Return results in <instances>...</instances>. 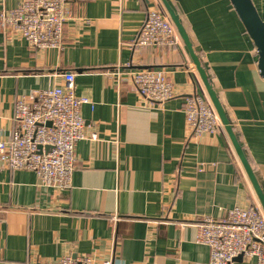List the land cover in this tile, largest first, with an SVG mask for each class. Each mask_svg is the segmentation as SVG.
I'll use <instances>...</instances> for the list:
<instances>
[{
	"label": "crops",
	"instance_id": "obj_1",
	"mask_svg": "<svg viewBox=\"0 0 264 264\" xmlns=\"http://www.w3.org/2000/svg\"><path fill=\"white\" fill-rule=\"evenodd\" d=\"M24 1L0 0V11ZM70 2L60 49L0 32V143L16 128L17 99L62 87L68 72L77 96L90 102L81 114L97 139L77 143L72 187L62 193L33 171L0 163V264L68 254L112 264H212L195 222L260 204L225 127L197 138L188 131L185 97L210 99L178 31L176 44L132 48L150 8L171 20L163 1ZM168 2L264 182V78L252 39L230 0ZM253 2L264 21V0ZM140 69L164 70L176 96L162 104L142 98L132 83Z\"/></svg>",
	"mask_w": 264,
	"mask_h": 264
},
{
	"label": "built area",
	"instance_id": "obj_2",
	"mask_svg": "<svg viewBox=\"0 0 264 264\" xmlns=\"http://www.w3.org/2000/svg\"><path fill=\"white\" fill-rule=\"evenodd\" d=\"M72 18L70 0H25L15 9L0 11V32L21 37L32 48L60 49L65 26ZM177 41L174 23L164 12L152 7L132 48L173 45ZM132 83L139 95L151 103L162 104L176 96L172 80L162 69L136 70ZM89 103L77 96L72 72L65 73L62 87L19 97L14 108L16 128L7 141L0 143L2 166L14 171H33L42 186L59 193L71 189L77 167V143L97 139L95 133H87L81 114L82 106ZM184 113L192 137L215 135L223 126L212 103L201 94L185 97ZM195 226L196 242L209 247L212 264H232L239 257L264 264V211L260 205L237 206L218 219H200ZM36 264L112 263L68 254Z\"/></svg>",
	"mask_w": 264,
	"mask_h": 264
},
{
	"label": "water",
	"instance_id": "obj_3",
	"mask_svg": "<svg viewBox=\"0 0 264 264\" xmlns=\"http://www.w3.org/2000/svg\"><path fill=\"white\" fill-rule=\"evenodd\" d=\"M162 1L178 33L180 34L182 40L184 41L189 51L193 64L200 76L201 81L205 86L209 99L231 139L234 149L243 165V168L256 194L258 202L264 211V182L258 177L256 172L250 165L248 158L233 130V126L230 122V119L223 105L221 104L216 91L213 88L209 75L207 74L206 69L202 65L200 58L196 54L193 44L189 38V35L186 29L184 28L182 22L180 21L179 17L177 16V13L171 7L168 0ZM230 2L232 3L237 15L242 21L248 35L252 39L257 49L259 56V71L261 76L264 78V21L262 20L253 0H230ZM242 259V257H239L237 260Z\"/></svg>",
	"mask_w": 264,
	"mask_h": 264
},
{
	"label": "trees",
	"instance_id": "obj_4",
	"mask_svg": "<svg viewBox=\"0 0 264 264\" xmlns=\"http://www.w3.org/2000/svg\"><path fill=\"white\" fill-rule=\"evenodd\" d=\"M177 16L179 17V15H178V14H177ZM179 19H180V21L182 22V24H183V26H184V28H185V25H184V23H183V21H182L181 17H179Z\"/></svg>",
	"mask_w": 264,
	"mask_h": 264
}]
</instances>
